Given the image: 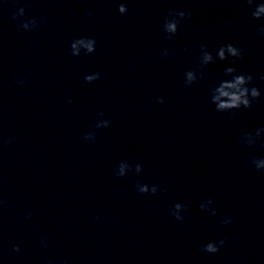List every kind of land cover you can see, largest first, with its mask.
Instances as JSON below:
<instances>
[{"label":"clouds","instance_id":"clouds-1","mask_svg":"<svg viewBox=\"0 0 264 264\" xmlns=\"http://www.w3.org/2000/svg\"><path fill=\"white\" fill-rule=\"evenodd\" d=\"M249 8L251 9V16L253 19L261 20L264 19V3H259L253 8V5L256 4V0H245ZM118 11L121 15H125L129 9L124 4L121 3L118 7ZM25 14V8L20 7L17 12L13 14V19L18 20L20 17H23ZM89 18H92V11L90 10L88 13ZM169 17H172L171 19L165 18L164 24L162 26V31L165 33L166 38L168 40H172L174 36L178 34V26L182 20L185 19H191V14L186 13L185 11H170L168 13ZM44 20H37V19H31L29 21H20L18 27L26 30L31 31L38 27L40 24L44 23ZM258 32L260 33L261 37L264 38V25H261L258 28ZM30 46H35L34 43H30ZM96 40L91 37H81L74 39L70 45L69 50L70 54L73 57H79L81 53L83 52L85 55H92L96 51ZM83 49V51H81ZM173 49V56L175 55V48ZM187 50V49H185ZM243 49L238 47L237 45H234L232 43H227L226 45L220 47L218 51L216 52L215 56L211 52L208 51L207 45L202 44L201 45V51L199 55V63L201 69L204 66H207L209 64L215 63V61L218 59L220 61H224L228 59V57H232L231 63L234 65L237 60H240L243 58ZM166 57V56H165ZM237 69L235 67L229 66L226 67L223 71L224 76H231V80H222L218 86H213L211 90V102L215 105L216 111L218 112H233L234 110H239L241 108H251L253 101L259 100L261 96V92L256 87H249L250 84H252L253 76L251 74H236ZM186 81L184 82L185 87L191 86L193 83L197 80V72L196 71H187L185 73ZM199 78H204V73L201 71L199 73ZM16 83L20 85L21 87H24L27 85V79L25 78H15ZM101 79V73L95 72L93 74L85 75L84 80L86 83H93L97 80ZM262 80H264V77H261ZM74 101L69 98L67 100L68 104H72ZM155 102L158 104H163L164 98L163 97H156ZM63 103V101H62ZM149 106L151 105L152 101L149 100ZM149 110H151L149 108ZM100 117H103L105 113L101 112L98 114ZM111 125L110 120H104L102 124L97 123L95 124L96 128H108ZM264 131V127H261L256 130L257 137L259 136V132ZM85 141L89 139V135L84 136ZM110 139V137H109ZM13 143V138L6 139L2 141V144H0V147L7 148ZM251 143V141H250ZM141 165H136V172H140ZM114 175L117 178H123L126 176L125 174V166L123 164L119 165V171L117 172L115 170ZM136 191L139 194H152L156 195L159 191H161L156 185H152L149 189V185L147 184H140L137 182L136 184ZM164 191H167L166 189ZM209 203H212V199L209 198ZM13 208L15 207V204L12 200L8 199L7 197H0V209L3 208ZM176 209L181 208V204L176 203L174 205ZM187 207V205H185ZM200 208L203 209L204 205L201 204ZM217 214V209L212 212V215L215 216ZM34 213L32 211H28L26 213L25 219H31ZM171 215L177 220V221H183L184 217L179 216L176 212L171 211ZM95 220L99 221L100 217L97 215L94 217ZM233 222V218H229L227 220H222L221 223L223 225H228ZM227 243V238L220 239L219 241H212L204 245L201 249V251L209 253V254H216L220 251L221 247H223ZM40 244L43 245V247L47 248L48 244L46 239L43 237L40 240ZM12 251L15 253L22 252V248L20 245H14L12 248ZM69 257H65L60 264H67ZM44 264H54L52 260H46Z\"/></svg>","mask_w":264,"mask_h":264}]
</instances>
